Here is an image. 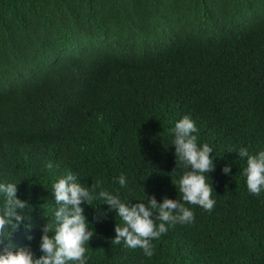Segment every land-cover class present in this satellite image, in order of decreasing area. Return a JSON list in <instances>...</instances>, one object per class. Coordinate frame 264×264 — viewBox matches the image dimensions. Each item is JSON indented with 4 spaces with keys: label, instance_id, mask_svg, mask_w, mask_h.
<instances>
[{
    "label": "trees",
    "instance_id": "1",
    "mask_svg": "<svg viewBox=\"0 0 264 264\" xmlns=\"http://www.w3.org/2000/svg\"><path fill=\"white\" fill-rule=\"evenodd\" d=\"M185 116L212 148L211 211L179 191L190 169L173 130ZM240 149L264 151V0H0V183L29 206L14 247L42 255L52 186L72 174L128 207L167 198L194 213L147 257L113 243L124 224L102 199L82 205L86 264H264V191L249 193Z\"/></svg>",
    "mask_w": 264,
    "mask_h": 264
},
{
    "label": "clouds",
    "instance_id": "2",
    "mask_svg": "<svg viewBox=\"0 0 264 264\" xmlns=\"http://www.w3.org/2000/svg\"><path fill=\"white\" fill-rule=\"evenodd\" d=\"M197 131L195 122L188 116L180 119L173 130L175 157L190 169L178 181L179 191L185 203L211 211L215 200L211 198L213 188L207 182L205 173L213 171L214 159L211 147L198 145L194 135ZM237 154L247 157L244 175L249 193L259 195L264 191V151L249 155L247 149H240ZM230 170V166H225L222 172L227 175ZM118 182L121 187L126 186L124 176H120ZM52 187L58 205L54 212L55 232L50 236V226H43L39 244L42 255L36 258L29 247H14L11 244L10 237L26 219L24 209L29 206L17 198V184L0 183V194L5 198L4 209L0 213V264H86V245L94 236V231L88 227L82 205H89L96 199H102L108 210L115 212L123 221V227H114L113 243L123 242L130 249L139 248L147 257L154 255L152 241L167 232L166 225L191 223L194 219L192 210L176 199L164 198L157 203L154 197H148L147 204L135 203L128 207L118 195L107 190H100L97 194L98 185L86 188L72 174L59 179ZM96 210L103 219L104 213L99 211V207ZM26 227L30 229V226ZM27 239L31 240V236Z\"/></svg>",
    "mask_w": 264,
    "mask_h": 264
}]
</instances>
